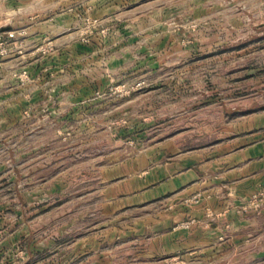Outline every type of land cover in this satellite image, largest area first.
I'll use <instances>...</instances> for the list:
<instances>
[{"label":"rangeland","instance_id":"rangeland-1","mask_svg":"<svg viewBox=\"0 0 264 264\" xmlns=\"http://www.w3.org/2000/svg\"><path fill=\"white\" fill-rule=\"evenodd\" d=\"M171 1L166 12L144 7L129 27L84 20L77 10L72 25L61 22L35 43L32 71L23 57L0 77L30 86L21 96L29 100L31 84L40 88V103L24 108L22 121L19 94L8 92L0 264H208L191 251L151 250L130 220L101 216L90 193L80 197L96 165L175 135L186 147L204 145L264 112V0H198L197 9Z\"/></svg>","mask_w":264,"mask_h":264},{"label":"crops","instance_id":"crops-1","mask_svg":"<svg viewBox=\"0 0 264 264\" xmlns=\"http://www.w3.org/2000/svg\"><path fill=\"white\" fill-rule=\"evenodd\" d=\"M178 2L192 9L199 4L198 0ZM154 4L166 12L173 2L0 0V30L16 32L0 62V77L5 78L13 60L23 57L33 60L32 71L40 56L35 43L48 38L61 22L72 25L77 10L84 20H117L129 27L141 20L144 7ZM23 42L32 46L19 51ZM14 87L0 81V154L7 137L2 124L9 117L8 92L20 95L14 102L17 120L25 118L24 108L40 103L38 84H31L30 100L21 97L30 86ZM36 112L32 110V119L38 118ZM94 167L98 174L80 197L90 193L95 213L101 216L130 220L128 227L147 237L151 250L191 251L208 264H264V205L255 209L249 204L253 194L264 190V112L246 115L227 135L204 145L186 147L175 135L106 168Z\"/></svg>","mask_w":264,"mask_h":264},{"label":"built area","instance_id":"built-area-1","mask_svg":"<svg viewBox=\"0 0 264 264\" xmlns=\"http://www.w3.org/2000/svg\"><path fill=\"white\" fill-rule=\"evenodd\" d=\"M14 36V31H2L0 30V57L5 56L8 53L9 39ZM264 200L263 193H255L250 198V203L254 204L256 208H259Z\"/></svg>","mask_w":264,"mask_h":264},{"label":"water","instance_id":"water-1","mask_svg":"<svg viewBox=\"0 0 264 264\" xmlns=\"http://www.w3.org/2000/svg\"><path fill=\"white\" fill-rule=\"evenodd\" d=\"M4 30V29H3Z\"/></svg>","mask_w":264,"mask_h":264}]
</instances>
